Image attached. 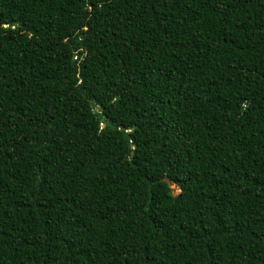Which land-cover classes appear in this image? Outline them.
I'll list each match as a JSON object with an SVG mask.
<instances>
[{
  "label": "trees",
  "instance_id": "obj_1",
  "mask_svg": "<svg viewBox=\"0 0 264 264\" xmlns=\"http://www.w3.org/2000/svg\"><path fill=\"white\" fill-rule=\"evenodd\" d=\"M0 264H264V0H0Z\"/></svg>",
  "mask_w": 264,
  "mask_h": 264
},
{
  "label": "rangeland",
  "instance_id": "obj_2",
  "mask_svg": "<svg viewBox=\"0 0 264 264\" xmlns=\"http://www.w3.org/2000/svg\"><path fill=\"white\" fill-rule=\"evenodd\" d=\"M170 188L172 189L173 194H176L178 192L177 189L173 185H170Z\"/></svg>",
  "mask_w": 264,
  "mask_h": 264
}]
</instances>
